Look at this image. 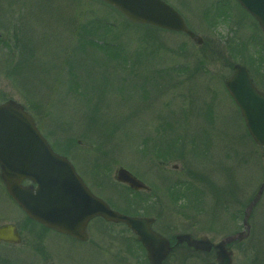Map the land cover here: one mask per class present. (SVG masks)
Wrapping results in <instances>:
<instances>
[{
	"label": "rangeland",
	"instance_id": "374dc122",
	"mask_svg": "<svg viewBox=\"0 0 264 264\" xmlns=\"http://www.w3.org/2000/svg\"><path fill=\"white\" fill-rule=\"evenodd\" d=\"M163 1L203 46L129 24L98 1L0 0V103H20L50 147L112 209L155 218L154 229L165 236L218 242L242 229L241 210L264 179L263 149L224 87L233 65L252 62L254 83L264 91V37L232 0ZM119 168L150 194L133 195L116 183ZM4 190L0 181V225L34 237L19 252L0 245V264H148L122 226L96 219L87 243H70L25 219ZM252 229L232 248L233 264H264V192ZM215 263L213 252L185 247L168 258Z\"/></svg>",
	"mask_w": 264,
	"mask_h": 264
},
{
	"label": "water",
	"instance_id": "95a60500",
	"mask_svg": "<svg viewBox=\"0 0 264 264\" xmlns=\"http://www.w3.org/2000/svg\"><path fill=\"white\" fill-rule=\"evenodd\" d=\"M97 1L114 8L132 23L184 33L196 45L202 44L201 38L188 30L182 17L161 0ZM235 1L256 20L264 35V0ZM224 85L253 142L264 148V93L254 87L247 69L241 65L234 66ZM262 169L264 173V151ZM114 178L133 190H146L140 181L122 168L115 172ZM0 180L8 196L25 215L49 229L85 241L87 222L101 217L107 222L124 223L146 249L150 264H163L170 251L168 242L151 230L152 219L120 215L93 197L68 160L52 151L25 108L13 100L0 105ZM25 180L31 185L22 186ZM263 191L264 181L249 209ZM242 236L243 233L213 245L207 240H193L184 235L177 237L176 244L185 243L194 251L204 253L214 249L217 264H231L232 253L226 246L241 240ZM0 241L17 244L20 242L19 233L12 225L0 227Z\"/></svg>",
	"mask_w": 264,
	"mask_h": 264
},
{
	"label": "flooded vegetation",
	"instance_id": "af4514ba",
	"mask_svg": "<svg viewBox=\"0 0 264 264\" xmlns=\"http://www.w3.org/2000/svg\"><path fill=\"white\" fill-rule=\"evenodd\" d=\"M87 228H88V226H87ZM18 232L20 233V242L18 244H8V243L0 242V245L4 246L5 248L7 247L6 252H10V253L19 252L20 250H22L21 248L25 247L26 245H30V243L28 241L33 239L34 235H30L28 238L27 236H25V234L23 233L22 230H18ZM66 239H67V241H70V243H74L71 240V238H66ZM168 240L170 242V246L172 247L171 253H173L176 250V247L174 248V245H173V243H174L173 236L169 237ZM3 256L6 258L7 254L6 255L3 254ZM26 259H29V254L26 255ZM20 264H22V263H20Z\"/></svg>",
	"mask_w": 264,
	"mask_h": 264
},
{
	"label": "trees",
	"instance_id": "16d2710c",
	"mask_svg": "<svg viewBox=\"0 0 264 264\" xmlns=\"http://www.w3.org/2000/svg\"><path fill=\"white\" fill-rule=\"evenodd\" d=\"M251 64H252V62L249 63V65H251Z\"/></svg>",
	"mask_w": 264,
	"mask_h": 264
}]
</instances>
